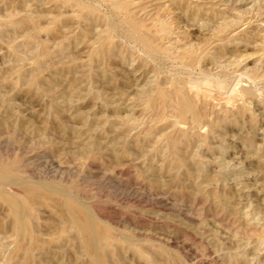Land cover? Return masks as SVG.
Instances as JSON below:
<instances>
[{
    "label": "rangeland",
    "instance_id": "rangeland-1",
    "mask_svg": "<svg viewBox=\"0 0 264 264\" xmlns=\"http://www.w3.org/2000/svg\"><path fill=\"white\" fill-rule=\"evenodd\" d=\"M114 1L0 0V165L18 173L0 192L21 197L26 183L69 194L101 224L105 264H264L252 230L264 225V0H184L197 16L160 0L153 22L170 32L158 42L168 55L197 48L204 58L192 68L144 53ZM145 1L155 0L128 1L135 21ZM105 41L109 52L93 54ZM206 72L229 85L238 77L259 100L172 166L181 151L154 132L144 98L172 74ZM35 200L40 245L26 264H100L103 251L86 252L53 197ZM11 219L0 197V264H21L27 248Z\"/></svg>",
    "mask_w": 264,
    "mask_h": 264
},
{
    "label": "bare ground",
    "instance_id": "bare-ground-1",
    "mask_svg": "<svg viewBox=\"0 0 264 264\" xmlns=\"http://www.w3.org/2000/svg\"><path fill=\"white\" fill-rule=\"evenodd\" d=\"M128 1L119 0L117 2L114 1L115 2L114 4L112 2L111 3L113 4L112 7L115 8L114 10L125 13L127 27L126 29L124 28L123 29L127 30L128 33L127 36H129V38L132 37L134 41L138 43V45L141 47L144 53L155 59L158 58L159 53H164V54L166 53L167 57H170L173 60H179L181 64H183L186 68L189 67L192 68L194 66L197 67L199 63H201L202 61L201 58L204 57H200V55L196 53L195 51L197 49L196 47H195L196 49L194 50L195 52L191 51L193 50V48L190 50L192 53H190L189 50L180 49L178 50L177 54L168 55L167 48L159 44L158 40L161 39L162 35L167 36L170 32V29L160 21L153 22L152 16H154L153 13L155 12L152 11L158 10L160 8V6L162 5L160 0H155L153 3H149V1L148 2L145 1L147 2L146 5L143 6V10H145V15L143 18L141 17V20L139 21H135L138 20L139 17H135L136 15L134 16V14L131 12L132 6L130 7L131 4ZM170 2H172L171 4H173L172 6L174 9L185 8L184 12H186L188 16H197L200 14L198 9L196 8L189 9V5H186L184 0H171ZM79 6L80 5H78V7ZM79 11H80V7H79ZM133 17L137 19H133ZM149 19L150 22H146ZM236 23L237 22H234L233 24H229L228 27H232ZM121 25L122 24H120V26ZM220 30H223V28H221ZM125 33L126 32H124V34ZM177 47H179V45ZM200 47H198V49ZM95 49H93V51L95 50L93 54L99 55L103 53L105 49L106 50L109 49V43L106 41L101 42L99 48H95ZM107 51L109 52V50ZM215 53L217 54L218 58H221L223 56V53L218 51V48H215ZM103 57L104 55L102 54V58ZM206 73L207 74H203L202 76L198 75L196 78H188L186 80L178 79L175 76V74H172V77L168 78V81L166 82L168 86H164L162 80L157 81L156 85L154 86L155 87L154 94L151 95L150 93L149 96L144 98L147 111L149 112V115L151 117V121L154 122V127H153L154 132L160 134L162 138V142H164L165 146H167L170 149H177V151L178 150L181 151L178 152L181 153L180 157L181 156L182 157L179 160L177 159V161L169 162V164L171 165L173 163L181 164L182 162H185L184 160L186 159V157H189L190 154L189 152L192 150V148L194 151V148L197 147L196 145L198 143L201 142L203 144H208L209 143L208 133L209 132L214 133L216 131L218 132L217 126L227 129L228 125L240 121L238 119L242 118L241 116H243L247 110L248 105L246 106L245 104L247 99L254 100V102L255 101L258 102L259 100L255 97V95H257L255 91L256 89L251 87L249 84L248 86H242V85L239 86L240 83L239 80H237L238 77L236 78V81L232 85H229L223 83V81H220V83L213 82L212 80H210V78L211 79L213 78L209 77L212 74L206 76L208 75V72ZM217 78L214 79L218 81ZM260 95L261 94H259V96ZM243 105L245 107H243ZM163 118H165L166 120L167 118H172V119L160 123V121ZM149 129L150 127H146V131H148ZM147 133L148 132H146V134ZM220 133H224V132L220 131ZM146 142H149L148 139H146ZM5 165L7 164H4L3 166L0 165V183L10 182L18 178V173H16V170L14 171L13 168L9 167V165L7 166ZM21 187L23 190V196L21 197L5 196L0 192V197L8 204L9 207L10 216L12 217L11 219L12 222L10 224L12 226L11 228H13L14 231H16L17 233L23 234L24 238L27 240V245H26L27 248L25 249L21 264L27 263V261L32 257V250L34 249V246L39 244L38 241L40 238L38 239L37 235L33 231L30 224V218H31V210L33 208V201H36L35 199L42 194H48L57 201V203L60 206L61 216L64 217V220L67 221L68 226L74 229V231L76 232V236L80 237V239L82 240V246L84 247L86 252L91 257L97 255L99 247L102 246L100 245L101 234H99L95 230V228L98 227L97 222L93 218L92 214L86 208L81 206L75 199L69 197V194L66 195L63 192L59 193L56 190L48 188L47 186L44 185L22 183ZM100 225L101 224H99L97 230H99ZM66 230L67 228L64 227V229L61 232L64 233V231ZM105 230L106 233L108 231L107 226L105 227ZM252 230L258 236L264 239V225L260 228H253ZM40 242L43 246L45 245L44 241L41 240ZM103 242L107 243L106 240ZM102 251H103V255L101 257L98 255L99 256L98 261L100 262V264H105L106 262L105 257L107 258V256H105L106 252H104V250Z\"/></svg>",
    "mask_w": 264,
    "mask_h": 264
}]
</instances>
